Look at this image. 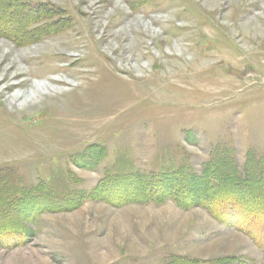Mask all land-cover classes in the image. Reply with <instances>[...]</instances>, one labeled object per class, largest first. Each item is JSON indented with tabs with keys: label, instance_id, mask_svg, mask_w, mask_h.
Instances as JSON below:
<instances>
[{
	"label": "rangeland",
	"instance_id": "obj_1",
	"mask_svg": "<svg viewBox=\"0 0 264 264\" xmlns=\"http://www.w3.org/2000/svg\"><path fill=\"white\" fill-rule=\"evenodd\" d=\"M220 161L264 171V0H0V264H264L207 208L120 204ZM103 177L120 198L70 202Z\"/></svg>",
	"mask_w": 264,
	"mask_h": 264
},
{
	"label": "trees",
	"instance_id": "obj_2",
	"mask_svg": "<svg viewBox=\"0 0 264 264\" xmlns=\"http://www.w3.org/2000/svg\"><path fill=\"white\" fill-rule=\"evenodd\" d=\"M19 17L16 20L24 21V23L29 20L28 17L22 15ZM32 33L35 36V30ZM29 41L31 39H23L20 43ZM209 165H212V163H209ZM209 165L204 164V170L199 175L189 173L180 167L152 176L149 179L150 181H146V183L143 181V177H139L138 174H132L129 179H126L128 183L126 189L134 191H130L131 193H127L125 197H121L120 204L147 202L159 204L166 200H171L185 208L193 205L207 208L212 211L214 217H220L219 220L224 224L244 231L258 247L264 250V171H256V169L251 168L248 171L244 170V177H241L235 172L234 168L226 169L227 164L223 161L213 163V171H210L211 166ZM112 182L117 183L114 180L111 181L103 177L90 192L83 194L84 197L77 196L75 200L70 202L74 204L76 201L86 197L106 201L117 200L120 198L117 195L118 193H116V196H114L115 193H111L109 197L112 199L105 197L107 194L105 189ZM11 183L5 190L6 193L4 192L5 203L11 201L12 196L10 198L9 195L14 196L15 193L19 192L15 185H11ZM35 187L37 186H29L27 189L32 191ZM27 189L25 188L24 190ZM2 197L0 195V199ZM27 198L26 196L25 199ZM34 198L30 196L27 201L34 203ZM65 203V201L57 200V198L56 200L55 198L52 199V203L47 204L48 206L45 201H36L35 210L38 213H42L46 210H54L52 209L54 206L55 209L57 207H65L62 206ZM33 206H29L30 209H33ZM3 215L4 213L0 214L1 220H4ZM24 219L32 222L34 216L25 217ZM1 227L3 230L0 229V236L6 235L8 237L14 235L13 233L17 235L21 233L20 230L6 228L7 225H0ZM16 239L10 241L12 245L18 243ZM194 260L174 256L168 264H197L198 260Z\"/></svg>",
	"mask_w": 264,
	"mask_h": 264
},
{
	"label": "bare ground",
	"instance_id": "obj_3",
	"mask_svg": "<svg viewBox=\"0 0 264 264\" xmlns=\"http://www.w3.org/2000/svg\"><path fill=\"white\" fill-rule=\"evenodd\" d=\"M59 80V79H58ZM61 81H66V80H62L61 79ZM9 87V86H8ZM40 85L38 84H36L34 87H33V89H30L29 90V93H27V95H25L24 93L23 94H19V95H16L18 98H22V97H24V96H27V97H29V101H31L32 100V102H33V99L35 98V97H37V93H39L40 92ZM33 93H35L36 94V96H34V97H32L31 95H33ZM31 102V103H32ZM81 105V104H80ZM81 108V107H80ZM79 108V109H80Z\"/></svg>",
	"mask_w": 264,
	"mask_h": 264
}]
</instances>
